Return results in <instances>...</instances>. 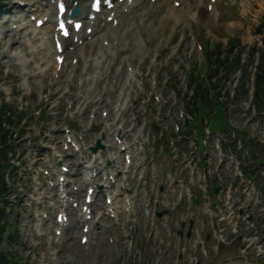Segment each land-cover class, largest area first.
I'll list each match as a JSON object with an SVG mask.
<instances>
[{
    "label": "rangeland",
    "instance_id": "374dc122",
    "mask_svg": "<svg viewBox=\"0 0 264 264\" xmlns=\"http://www.w3.org/2000/svg\"><path fill=\"white\" fill-rule=\"evenodd\" d=\"M3 1L0 0V2ZM242 1L248 5L251 3L250 0H222L221 4L217 6L220 13L223 14L222 21L212 31L208 29L206 23L201 25L193 23L191 29L189 24L182 22L178 30L172 24L166 29V34L163 35L161 31H158L153 40H149V37L145 35L142 40L147 44L148 49L143 55L134 52H125L119 57L106 54L108 61H102L99 59L103 54L99 45L90 49L88 62L94 61L93 69L96 66L95 62H100L101 69L106 72L100 82V88L108 73L112 76L119 74L122 67L126 72L127 64L132 63L137 67L141 60L146 61L144 69L138 73L137 80L129 84L131 87L127 89L131 93V101L127 105L128 110L119 114L121 116L120 122L125 124V131L130 132L128 135L136 136L142 127H145V131L140 143L132 148L133 166L127 175L129 182L126 183L127 189L124 191L126 196L130 195L134 209L118 216L115 220L109 217L105 218L103 225L107 228H103L105 231L104 242L101 243L100 247L94 249L91 257L86 258L81 254L77 255L85 264H95L100 259L97 254L101 253L105 255L102 264H190L189 260H199L200 264H247L240 255L242 245L232 249L222 248L220 256L217 254L215 256L211 248L212 245H209L210 258L206 259L199 251V257L194 255L196 241L193 239V244L189 245L188 248V256L183 255V247L185 246L182 243L185 240L181 236L183 216L195 214L196 210L195 207L191 209V205L187 206L184 202L180 203V198L182 195L185 198L189 192L195 194L197 188L195 189L190 184L185 185L183 182V178L187 177L186 168L189 166V158L180 160L178 149H175V143L173 150L167 151V141L171 140L173 135L176 137L174 125L180 120L179 112L183 107L181 104L186 103L184 98L190 92L186 76L198 72L201 62L206 63L208 70L214 66L213 61L210 62L205 54L199 50L200 44L204 48L209 41L213 42L214 48L218 46L217 51L223 52L224 49H230L232 43L239 47L238 54L242 53V55L249 56L253 48L260 46L258 42L264 40V0H258L260 7L251 5L250 12L242 7ZM7 3L9 4L8 8L3 10L0 7V14L8 12L15 5L14 0H9ZM19 8L16 6L14 11L19 12ZM208 19L212 20L211 17ZM6 20L0 21V38L5 36V39H0V103H6L17 113H24L26 121L21 132L18 133L20 139L15 141L17 146L19 145L18 148L21 149L23 158L20 165L16 162L15 181L11 180L9 205L3 217L4 223L12 226L15 239L10 240L6 233L0 253L6 249L13 252L18 264H56L57 257L60 258L62 264H67L70 254H58L61 246L54 242L55 232L58 228L56 224L53 228L44 225L43 228H35L32 231L27 227L29 222H32L33 225H39L44 213L48 216L53 213L52 218L55 222L57 213L51 212V202L43 200L36 194L39 184L35 183L33 173L30 174L29 172V166L31 163H36L33 168L39 170L43 167L45 169L43 164H39L38 160L34 159L35 153H39L40 150L50 146L49 143L53 138H56V142L51 145V148H56L58 142L64 141L60 130L68 126L77 127L78 131L84 129L89 137L94 133L101 139V134L105 132L102 122L105 120L99 116L96 126L91 131L88 120L82 119L83 113L80 110L83 104H87L84 99L89 100L91 96L80 93L79 76L86 79V87L89 88V80L96 73L94 71L87 72L90 64L86 65L84 61H80L78 72L75 74L71 68L68 69L70 72L65 69L60 82L57 84L53 61L54 54L51 57L33 55L30 53V48L33 47L36 50L38 44L33 42L34 45L30 47V42L24 41L22 46L14 44L13 50L14 53L18 54L23 51L20 47L27 49V45L29 46L24 60L28 61L29 65L28 70L31 75L28 78L31 89L24 88L22 70L17 67L20 61H16L15 64L8 63V60L3 58L5 45L12 42L11 39H7L12 23L6 22ZM27 20L29 21L28 17ZM27 20L26 18L23 19L24 26L28 25ZM158 20H160L159 17ZM155 24L154 27L147 24L146 30L151 31L160 26V24ZM229 26L232 29H228ZM132 29L131 36L124 38L125 49H127L126 44L129 42L131 45L133 44L135 49L139 45L140 41L136 38V29L135 27ZM124 31L125 29H121L120 33L123 34ZM260 32L263 34H259ZM93 50L94 53L91 54ZM234 56L236 53L232 55V57ZM115 61V66H112ZM44 70H48V72H42ZM86 73L88 74L86 75ZM156 75L159 81L157 91L151 86V81ZM122 76L123 78L118 80V91L125 88V73ZM232 76L234 75L230 74L227 79L232 78ZM83 81L85 82V80ZM69 91L71 93L67 94ZM95 98L96 96L90 102L88 109L95 106ZM121 98L124 102L125 95L119 98L115 95L108 96L107 101H112L111 105L104 107L108 112L109 118L106 120L108 124L116 123L115 112L117 113V110L114 104ZM65 99H72L76 103L75 111L70 117L65 110L67 107ZM40 106L41 109H39ZM112 126L115 133V126ZM53 132L58 134H53ZM167 136H171L168 138L169 140H166ZM16 137L17 135L14 136L15 139ZM46 137L48 139L41 143ZM101 144L115 147L112 137L110 138L109 135H105ZM131 144L133 145L132 142ZM114 150L116 151V149ZM210 161L213 163L212 159ZM214 162L217 166V161L214 160ZM180 166L179 180L177 174ZM182 170L185 172V177L182 176ZM124 178L126 179V177ZM170 179L176 181L174 186ZM161 187L165 189L164 193L159 192ZM152 190H154L153 193ZM114 191L117 192L118 190L114 189ZM41 203L44 204L41 205ZM149 204L156 210H168L169 223L158 220L154 216L147 217ZM173 204L179 205L180 212H172ZM190 209L191 211H189ZM114 224H116L117 232L111 234L108 230ZM80 228L82 229V227ZM81 229L78 234H81ZM39 230L44 231L46 235L51 234L50 239H40L38 237ZM110 237L114 240L118 238L117 245L112 244ZM232 241L233 239L228 240L226 244L229 246ZM75 242L79 243V240L76 239ZM112 247H115L114 251ZM81 252H83L82 248ZM181 254L182 260L178 258Z\"/></svg>",
    "mask_w": 264,
    "mask_h": 264
},
{
    "label": "bare ground",
    "instance_id": "6f19581e",
    "mask_svg": "<svg viewBox=\"0 0 264 264\" xmlns=\"http://www.w3.org/2000/svg\"><path fill=\"white\" fill-rule=\"evenodd\" d=\"M69 3H71L70 0H67ZM90 0H74L73 2H78L79 6L83 11H85L88 8V3ZM175 2H180L181 7L177 9L175 7ZM206 3H209V0H156L155 3H152L151 0H134L132 4H128L127 2L118 5L117 8L113 11H110L107 13L106 19H103L102 16H98L95 21H89L86 19V16L82 14L79 16V19H85V27H91L94 29L92 40H89L88 35L86 32L81 31L80 34L77 36L84 41L83 45L76 44L74 39L71 40L65 46V49L68 50L70 47H76L78 49H81V52L83 54H89L88 53V47L96 45L100 40L102 42L101 46V52L102 54V60L107 59V55H112L115 52H134L139 54H144L145 50H142L139 48L142 44V39L146 35L149 37V40H153L156 36L158 31L160 30L162 34H166V29L170 25H174L175 29L178 30L180 27V24L182 22H185L187 25L189 24L192 29L193 23H196L197 25H201L202 23H206L207 27L210 31H212L219 23L222 21V13H220L219 9L217 8V4L214 7V11L208 13L207 7L209 4L206 5ZM52 4V3H51ZM50 3H47V10L45 15L41 14L38 16V18H43L44 16H48L47 24L42 28L41 30H37L33 28L32 30V37L28 40H35V42H39V50L38 51H32L33 53H38V55H41L43 57L49 56L52 52V48L50 47V41L48 39V36L50 33H55V25L53 24L54 18L56 17V9L55 7H52ZM72 5V3H71ZM234 6V5H233ZM206 7V8H205ZM140 8H143V11L140 10ZM127 10V11H125ZM248 12H250L249 8L247 9ZM112 13H114V19L118 20L117 26H115L112 23H109L107 21V18L112 16ZM36 15V14H32ZM140 16V21H145L147 24H151L152 26L155 25V23L159 22L160 25H163L160 29H153L151 31L143 30L140 28L139 23H136V17ZM159 17L160 20L157 21V18ZM212 17V20H209L208 18ZM13 24H17V22H14ZM237 26V24H235ZM135 27L137 30H141L142 34L140 37L136 36L139 42V46L135 49L133 44L129 42L126 44L127 49L124 48V38L126 39L128 36H131V28ZM85 28V29H86ZM124 29L126 32L124 34H120L119 29ZM13 33L19 34V31L12 30ZM37 33V34H36ZM116 37V40L120 39V46L114 47L113 44L110 45V47L105 48L103 43L109 39L111 40ZM34 37V38H33ZM2 39H5V36H1ZM115 40V38H114ZM23 42H19V44H22ZM99 45V44H98ZM7 47V45L5 46ZM90 49V48H89ZM55 53V52H54ZM56 55V53H55ZM5 57V56H4ZM9 62L10 61H16V59L21 58L20 54L15 55L14 53L9 54ZM87 62V61H86ZM20 64H26V63H20ZM99 64V62H97ZM50 65V63H49ZM132 66V65H130ZM92 66H90L89 71L91 70ZM77 68H75L74 72L77 73ZM111 75L110 73L108 74ZM98 76V74H96ZM119 77L116 76H110V80L112 81V86L110 87L109 91L114 92L116 89V79ZM82 80V79H80ZM59 82V81H58ZM31 88V86H29ZM105 103V102H104ZM120 112L116 114V116H119ZM107 127L111 128L112 126L106 125ZM112 160L117 162V165L120 166V159L115 157V155L112 157ZM100 186H103L102 184L98 183ZM104 187V186H103ZM56 198V195L54 196ZM116 201V200H115ZM116 203L113 204V207L117 209ZM98 211L94 209L93 213V219L92 221L88 222L86 220V216L83 215L81 212L76 213L73 211L71 213L72 216H75V223H72L69 227H67L63 231V236L60 238L59 243L61 244V249L58 254L65 255L70 254L68 256L71 258V260L67 259V264H72V262H75V264H85L82 259H79L77 255L82 254L84 257L88 258L91 256L90 253H82L81 252V245L76 241L77 233L80 230V224L84 223V225H89L91 230L88 235L90 241L88 242L86 247H90L92 249V246L94 244V241L97 245L100 246V244L104 241L105 238V231H103L104 226L102 225L101 221L103 220L104 216L109 213L112 207L106 206L103 208H100V205L97 206ZM119 210H117L118 214ZM120 213V212H119ZM84 217V218H83ZM53 223H51L52 225ZM29 226L33 229L34 225L29 224ZM39 226V225H38ZM36 226V227H38ZM43 226V225H40ZM85 226L82 227V231ZM114 229V227H111ZM99 231V232H98ZM80 240L86 236L84 232L81 234L79 233ZM85 248V247H84ZM114 251V247L112 248ZM76 253L75 255H73ZM100 256V260H98L97 264H102L105 257L104 254H98ZM56 263L62 264L59 257H57Z\"/></svg>",
    "mask_w": 264,
    "mask_h": 264
},
{
    "label": "trees",
    "instance_id": "16d2710c",
    "mask_svg": "<svg viewBox=\"0 0 264 264\" xmlns=\"http://www.w3.org/2000/svg\"><path fill=\"white\" fill-rule=\"evenodd\" d=\"M263 61H264V58H262V62ZM217 63L219 62L217 61ZM262 68L263 70L258 76L259 81L264 80V62H263ZM200 98L202 99L203 96L202 97L200 96ZM202 105L203 103L201 105L198 104L197 108L200 111H202V113L205 114V111ZM9 113L10 111L8 110L6 106L3 105L0 107V217L4 213L2 207L8 205V201H5V198L7 197L8 191H9V185L6 182V175L8 171H10L12 168V165L10 164V159H9L10 147L8 145V136L10 133V129H8L7 126H10L13 129H15L16 124L20 122V119L19 121H14L13 115ZM9 228L10 226L8 225H1V220H0V247L4 240L3 237ZM0 264H15L13 254L9 251H6L5 253H1L0 254Z\"/></svg>",
    "mask_w": 264,
    "mask_h": 264
},
{
    "label": "snow or ice",
    "instance_id": "6c2138e0",
    "mask_svg": "<svg viewBox=\"0 0 264 264\" xmlns=\"http://www.w3.org/2000/svg\"><path fill=\"white\" fill-rule=\"evenodd\" d=\"M62 27H63V25H62ZM65 35H67V32H65Z\"/></svg>",
    "mask_w": 264,
    "mask_h": 264
},
{
    "label": "water",
    "instance_id": "95a60500",
    "mask_svg": "<svg viewBox=\"0 0 264 264\" xmlns=\"http://www.w3.org/2000/svg\"><path fill=\"white\" fill-rule=\"evenodd\" d=\"M217 192H218V190H217Z\"/></svg>",
    "mask_w": 264,
    "mask_h": 264
}]
</instances>
